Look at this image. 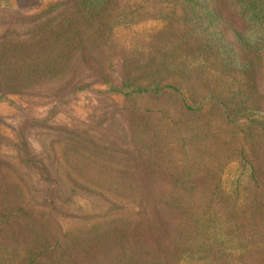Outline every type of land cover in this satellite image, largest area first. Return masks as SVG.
I'll use <instances>...</instances> for the list:
<instances>
[{"label": "rangeland", "instance_id": "1", "mask_svg": "<svg viewBox=\"0 0 264 264\" xmlns=\"http://www.w3.org/2000/svg\"><path fill=\"white\" fill-rule=\"evenodd\" d=\"M53 1L69 0H0V264L41 248L57 249L42 264H242L250 242L246 263L264 264V51L238 46L248 23L205 0L244 74L205 50L175 0H110L100 22L66 28L40 23ZM125 79L150 93L127 97ZM173 80L191 104L220 103L228 127L152 90ZM215 186L223 198L207 199ZM244 217L259 231L242 238Z\"/></svg>", "mask_w": 264, "mask_h": 264}, {"label": "trees", "instance_id": "2", "mask_svg": "<svg viewBox=\"0 0 264 264\" xmlns=\"http://www.w3.org/2000/svg\"><path fill=\"white\" fill-rule=\"evenodd\" d=\"M110 0H69L68 2L59 3L56 1L49 2L46 5L44 4L41 6L40 11L38 13V18H49L50 20L42 21L40 23H61L64 25V28L66 27H72L77 26L80 22H100V18L104 17L103 15L104 11L108 9L109 5L106 4ZM178 4V7L182 8L183 14L180 16L182 20H187L188 23H190L193 26V30L195 32V35H197L199 38H203L205 41V50L212 49V51L219 55L223 61V63L227 66V69H233V70H244L242 73L246 74L248 73L247 69L249 68V64L247 65L246 61H241V63H238V61L233 57L235 56L231 46L227 41H225L224 33L219 30V26L216 23L215 20V12L211 11L210 8L207 6L205 0H175ZM228 1L230 8L237 11L241 18L244 20V22L248 23L249 29L246 34H240L236 33V39L238 41V46L242 48V50H254L258 52L264 51V0H225ZM56 15V16H54ZM54 17H60L62 19L55 20L52 19ZM98 18V19H97ZM166 19H170V17H166ZM40 20V19H38ZM203 52L204 49L202 48ZM5 55H8L7 53ZM241 69V70H240ZM179 81H171V84L168 85H161L159 82L157 83L156 87L152 88V90L156 93H165L167 91L173 96H180L181 98L177 100L176 105V112L181 115V117H184L186 119L191 120L194 119L196 122L201 123L202 120L206 122V124L210 122H219L221 130L223 127H228V116L226 112L222 110H217L218 113H216V109L218 107H221L222 105L220 103H216L215 110H212L213 105L211 108L207 107L204 101L197 102L196 104L189 103L185 97L186 93L180 89L177 88V85L179 84ZM143 85L139 84L137 85L134 82H131L129 79H125L123 83V87L120 89L121 92L126 94L127 97L132 96L133 94H149L150 93V87H142ZM152 86V84H151ZM135 90V91H132ZM135 92V93H134ZM212 96H218L212 94ZM193 99V96H192ZM201 103V104H200ZM247 110H250L247 108ZM161 114V113H157ZM249 116V115H248ZM206 125H204L205 127ZM195 126H193L194 128ZM205 136H211L213 135V128H203L201 131ZM221 135V134H220ZM221 181H218V183ZM217 186V185H216ZM215 186V190L213 192H210L207 194V199L215 200L219 198H223L222 194V187ZM238 193V192H237ZM240 194V193H238ZM252 192V196H253ZM237 195V194H236ZM250 196V195H249ZM251 198V197H250ZM257 200V199H256ZM254 201V197L252 199ZM256 201H254V204L251 205L248 210L249 212L255 213L257 211L256 215L259 217L263 210L260 208V204L257 206L255 204ZM249 212H247L249 214ZM251 212V213H252ZM241 217V216H238ZM237 219L239 220V218ZM247 218L244 217L241 221H237V229L236 233L239 231L241 233V237L250 235L253 231H259V229L253 227V225H249V222L247 223ZM136 225L140 224L135 223ZM157 225V224H156ZM167 225V224H166ZM239 229V230H238ZM210 236L209 238H212L213 235L209 232ZM127 234L120 233L119 235L116 232V236H112L110 239V243L112 239L117 238V241H121L122 239H125ZM133 236L136 237V232L133 233ZM103 237L95 235L94 238L89 239L87 241V254L91 255L90 257L94 258L93 250H96L99 246L100 241H102ZM225 245V244H224ZM227 246V245H226ZM258 249V244L254 242L248 243L246 249L243 250V254L239 256L241 261H243L244 264L246 263L248 258H252L254 256V250ZM223 257H225V248L228 250V247L223 246ZM254 248V249H253ZM101 250V249H100ZM57 251L54 250V248H41L37 253H33L31 257L26 259L23 262H20L19 264H42V261L44 258L48 257L49 255H54ZM243 255V256H242ZM229 256V255H227ZM98 256L96 255V259ZM246 259V260H245ZM242 263V264H243ZM53 264H59L53 263ZM120 264V263H115Z\"/></svg>", "mask_w": 264, "mask_h": 264}]
</instances>
